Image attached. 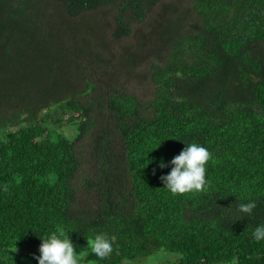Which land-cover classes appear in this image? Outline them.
Here are the masks:
<instances>
[{"label": "trees", "instance_id": "1", "mask_svg": "<svg viewBox=\"0 0 264 264\" xmlns=\"http://www.w3.org/2000/svg\"><path fill=\"white\" fill-rule=\"evenodd\" d=\"M165 1L0 0V264H38L6 251L57 229L109 238L107 258L80 264H264V0ZM106 14L120 50L104 41ZM66 125L102 142L86 203ZM192 142L211 153L205 190L172 194L160 177Z\"/></svg>", "mask_w": 264, "mask_h": 264}, {"label": "clouds", "instance_id": "2", "mask_svg": "<svg viewBox=\"0 0 264 264\" xmlns=\"http://www.w3.org/2000/svg\"><path fill=\"white\" fill-rule=\"evenodd\" d=\"M210 159L211 153L205 147L195 142L187 144L171 160V171L160 177L164 188L172 194L204 191L207 184L205 165ZM167 166L163 162L159 164L161 168ZM4 190H8L7 186ZM255 207V202H250L238 205L237 210L240 213L251 214ZM253 237L256 241L264 240V225L255 228ZM87 244L100 259L107 258L113 251L106 234L96 235L94 239L87 241ZM13 251L18 250L14 247ZM39 252L38 257H33L38 264H79V257L85 255L83 251L79 254L75 253V246L61 229L41 239Z\"/></svg>", "mask_w": 264, "mask_h": 264}, {"label": "rangeland", "instance_id": "3", "mask_svg": "<svg viewBox=\"0 0 264 264\" xmlns=\"http://www.w3.org/2000/svg\"><path fill=\"white\" fill-rule=\"evenodd\" d=\"M164 4L166 6H170L173 5L176 7L175 10L179 11H184L188 6H189V2L187 0H167L164 2ZM165 5H163V7H165ZM163 9V8H162ZM160 7L156 8L151 16L150 19L153 18V20L155 19V17H157L156 15H158L157 13L159 12ZM101 21L106 24L107 27H109V33H107L106 35L103 34L104 36V41L107 45L113 46L114 49H118L120 50V44L117 43L111 33V30L113 28V22L108 18V14L105 15V17L103 19H101ZM134 27V26H133ZM142 28V29H141ZM140 31L138 32V34L135 35H139L140 32H146L145 27H140ZM144 29V31H143ZM132 41L135 43V39H127V41ZM129 67L125 68V71H122L123 73L121 74V78H127L130 81V75L132 76V72L131 69L130 71ZM137 75V76H136ZM136 75L132 76L134 78V80L131 81L130 85H129V90L131 92H137L140 94L139 96V100L144 101L146 100L150 95H151V90L149 85L145 82L139 79L138 75L139 73H137ZM142 79L146 80V76H142ZM105 122V119L102 117L100 118V120L98 121V127L101 126V124ZM64 131L65 134L68 136V138L71 141H74L75 143V148L77 151V156L79 159V170L77 172V176H76V180L79 183V185L76 187L77 188V201L80 203H86L87 198L84 197V192H87V180L89 179H93V180H97L98 175H99V166L101 163V159H100V149L102 146V142L101 139L98 140H93L92 135L91 136H86L83 139H80L78 142H75V139L77 138V129L73 128L69 125H66L64 127ZM91 133H95L98 134V131L94 130V132ZM111 138V143H110V147L111 150L117 151L119 148V135L118 133H113L110 136ZM93 199H90V204L92 205ZM88 204V203H87ZM87 241L89 240H84V241H71L73 243V245L75 246V253L79 254L80 252H84L85 254L87 252H89L91 250L90 247H88ZM40 244H25V245H18L15 246V248L18 250L16 252L13 251L14 247L11 249H8L6 251L7 257L9 256V254H22L24 256H32V255H36V254H40L39 252V247ZM82 258L79 257V260ZM172 255L169 254H155L152 256L147 257L144 260H141L139 264H161V262H163L164 260H170L172 259ZM80 264V262H79ZM84 264V263H81ZM87 264H92V263H87Z\"/></svg>", "mask_w": 264, "mask_h": 264}]
</instances>
